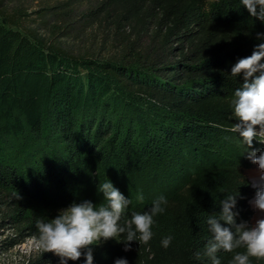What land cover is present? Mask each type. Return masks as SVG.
Wrapping results in <instances>:
<instances>
[{
	"label": "trees",
	"instance_id": "1",
	"mask_svg": "<svg viewBox=\"0 0 264 264\" xmlns=\"http://www.w3.org/2000/svg\"><path fill=\"white\" fill-rule=\"evenodd\" d=\"M80 2L60 3L58 14L70 24ZM78 18L129 29L118 36L119 62L43 48L0 24V197L8 220L34 239L37 219L54 218L73 202L106 204L97 186L109 179L131 200L121 223L161 196L168 205L154 218L148 244L133 241L125 252L116 240L101 242L92 246L93 264L118 258L128 264H210L203 255L211 237L206 219L221 211L220 200L239 192L237 222L252 223V189L241 166L204 154L241 140L230 129L238 122L232 100L243 77H232L231 67L264 43L257 39L264 22L240 0H98ZM180 158L193 166L180 182L157 192L179 180ZM168 235L173 240L164 248ZM233 255L218 253L221 264H230ZM27 264H60V258L44 253ZM251 264L264 260L251 258Z\"/></svg>",
	"mask_w": 264,
	"mask_h": 264
},
{
	"label": "clouds",
	"instance_id": "2",
	"mask_svg": "<svg viewBox=\"0 0 264 264\" xmlns=\"http://www.w3.org/2000/svg\"><path fill=\"white\" fill-rule=\"evenodd\" d=\"M252 17L264 22V0H240ZM264 38V33H257V39ZM264 43L255 46L252 54L239 59L231 67V76L243 77L240 87L234 91L232 100L234 123L230 131L238 134L246 145V158L258 165L260 176L251 182L255 196L251 205L262 215L249 223L238 221L240 212L237 208V194H227L220 200L221 211L209 214L206 219L211 237L206 241L203 255L210 264H221L218 253H234L230 264H251V258L264 260V149L254 147V140L264 144ZM106 204H94L85 200L73 202L70 206L58 210L54 218H40L36 221L38 235L34 237L32 249L43 255L53 253L60 258V264L77 261L82 256L85 264H93L92 246L101 242L116 240L124 245V251L131 250V242L148 244L154 233L155 217L166 211L168 200L161 196L152 202L144 212H134L130 219H125L126 209L131 200L126 198L108 179L97 186ZM17 199H22L18 192ZM143 201V195H137ZM173 236L161 240L168 248ZM244 249V251H238ZM200 259V251L194 253ZM115 264H128L126 258H118Z\"/></svg>",
	"mask_w": 264,
	"mask_h": 264
},
{
	"label": "rangeland",
	"instance_id": "3",
	"mask_svg": "<svg viewBox=\"0 0 264 264\" xmlns=\"http://www.w3.org/2000/svg\"><path fill=\"white\" fill-rule=\"evenodd\" d=\"M64 1L66 0H0V24L6 28L20 31L32 43L43 48L56 46L77 58L119 62L117 60L120 59L118 54L122 43L119 40L122 37L118 36L126 35L129 29L126 27L121 31L114 24L103 20L86 24L78 18L80 11L92 8L98 0H82L80 5L73 9L75 17L71 18L69 24L65 18L62 19V16L58 14L59 5ZM207 1L212 3L215 0ZM253 145L257 149H264V144L259 141L254 140ZM212 150L216 155L205 152L206 160H215V162L227 160L229 163L241 166L252 189V196L248 202L253 211L252 222H254L255 218L262 215L250 203L255 196V189L251 186V182L260 176L258 165L246 158L247 148L242 139L223 143L219 152L216 149ZM150 160L157 165L162 163L161 159L151 157ZM187 161L185 163L181 158L175 161L176 165H179L176 167L180 176L179 180H175V182L170 180V183L163 189L159 186L157 192L166 191L185 177V168L193 166L189 158ZM3 175L6 176L5 172ZM3 183L9 185L6 181ZM68 206L70 205H66L62 209ZM8 215L9 210L5 198L0 197V264H27L39 255L32 249L34 239L27 236V230L19 231L17 225L8 220ZM14 239H22V241L10 245V241Z\"/></svg>",
	"mask_w": 264,
	"mask_h": 264
}]
</instances>
